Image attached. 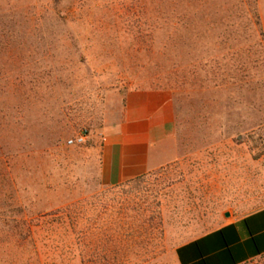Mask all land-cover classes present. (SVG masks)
Returning <instances> with one entry per match:
<instances>
[{"label": "rangeland", "instance_id": "374dc122", "mask_svg": "<svg viewBox=\"0 0 264 264\" xmlns=\"http://www.w3.org/2000/svg\"><path fill=\"white\" fill-rule=\"evenodd\" d=\"M137 88L169 92L176 156L109 186L101 132ZM263 207L257 0H0V264H177Z\"/></svg>", "mask_w": 264, "mask_h": 264}, {"label": "crops", "instance_id": "0c3cea01", "mask_svg": "<svg viewBox=\"0 0 264 264\" xmlns=\"http://www.w3.org/2000/svg\"><path fill=\"white\" fill-rule=\"evenodd\" d=\"M264 34V7L257 0ZM175 110L168 91L130 89L124 93L120 114L100 136L99 171L116 186L171 163ZM256 250H264V207L242 217L225 219L213 229L179 243L177 264H243Z\"/></svg>", "mask_w": 264, "mask_h": 264}, {"label": "built area", "instance_id": "2783aa9c", "mask_svg": "<svg viewBox=\"0 0 264 264\" xmlns=\"http://www.w3.org/2000/svg\"><path fill=\"white\" fill-rule=\"evenodd\" d=\"M90 140V132L84 128L68 140L70 145H84Z\"/></svg>", "mask_w": 264, "mask_h": 264}, {"label": "trees", "instance_id": "16d2710c", "mask_svg": "<svg viewBox=\"0 0 264 264\" xmlns=\"http://www.w3.org/2000/svg\"><path fill=\"white\" fill-rule=\"evenodd\" d=\"M144 175H145V174H144ZM144 175L138 176V177H136V178H134V179H131V180H128V181H126V182H124V183H125V184H130V183H132V182H135V181L139 180V179L142 178V176H144ZM262 254H264V250H256V253H255L254 255L256 256V255H262Z\"/></svg>", "mask_w": 264, "mask_h": 264}, {"label": "water", "instance_id": "95a60500", "mask_svg": "<svg viewBox=\"0 0 264 264\" xmlns=\"http://www.w3.org/2000/svg\"><path fill=\"white\" fill-rule=\"evenodd\" d=\"M225 216H226V217L229 216V213H225Z\"/></svg>", "mask_w": 264, "mask_h": 264}]
</instances>
